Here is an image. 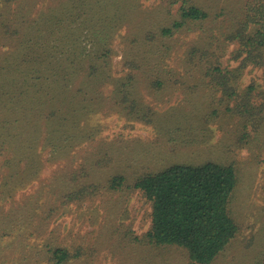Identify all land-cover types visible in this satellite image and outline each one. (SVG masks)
Segmentation results:
<instances>
[{"label": "rangeland", "instance_id": "374dc122", "mask_svg": "<svg viewBox=\"0 0 264 264\" xmlns=\"http://www.w3.org/2000/svg\"><path fill=\"white\" fill-rule=\"evenodd\" d=\"M189 1L208 17L162 36L181 0H0L2 71L25 46L21 56H36L33 26L46 42L42 57L79 73L66 98L53 100L68 109L72 139L48 103L41 114L31 108L36 96L21 80L0 86V264H50L46 251L57 246L73 255L64 264H193L181 247L142 241L151 207L132 185L175 163L210 160L236 169L239 227L210 264H264V119L243 127L228 108L237 95L226 94L251 85L255 105L264 104L263 70L248 65L237 77L243 56L228 37L257 0ZM216 65L228 71H206ZM115 175L126 181L118 190L107 187Z\"/></svg>", "mask_w": 264, "mask_h": 264}, {"label": "trees", "instance_id": "16d2710c", "mask_svg": "<svg viewBox=\"0 0 264 264\" xmlns=\"http://www.w3.org/2000/svg\"><path fill=\"white\" fill-rule=\"evenodd\" d=\"M252 3H255L253 7ZM252 3L246 9L244 18L228 35L238 45L236 56H243L242 63L233 68L237 77L248 65L259 67L264 73V0ZM207 17L208 12L203 8L189 0H181L179 19H175L170 26L162 28L160 34L170 36L186 22L204 20ZM31 28L34 37L40 38L32 44L36 50V56L32 54L30 57L21 56L23 51L28 53L25 51V46L18 56L11 57V63H8L6 70L2 71L3 67L0 69V86L12 83L16 87L17 82L21 80L19 86H24V92L29 93L30 97L36 96L35 100L30 98L31 108H39L41 114L43 104L48 103L53 111L57 110L60 114L58 117L59 121L61 120L58 124L62 126L60 135H66L67 139H72L73 136L68 135V127L71 123H63L68 119L66 118L68 109L54 108L53 100L59 98L62 101L66 98L64 92L66 88L69 89V82L71 83L79 73L76 70L71 71L64 59L53 60L51 57H42V47L46 42L44 43L43 36L38 34V29L35 30L33 26ZM2 32L5 36H10L11 30L6 28ZM50 32L52 33L53 29ZM22 34L23 37L28 35L24 32ZM27 50L30 49L27 48ZM199 61H204L203 55L199 56ZM31 64L34 65L32 70ZM37 65L41 68H37ZM85 69L84 66L81 75H86ZM211 69L219 72L227 70L226 67L216 65V67H208L206 71L209 72L208 70ZM91 70L88 75L96 72ZM9 72L16 77L20 76L19 80ZM16 72L21 74L17 75ZM5 73L11 75L7 80L4 77ZM41 78H50V83L36 81ZM103 84L101 83L102 86ZM53 85L55 87H52ZM83 87L89 88L87 78L81 84V88ZM227 90H229L226 93L229 98L233 94H236L238 98V100L235 99V105L228 108L242 117L243 127L250 125L255 130L264 119V104L256 106L253 101L255 99L252 92L255 88L249 85L238 93L235 89L227 88ZM227 90L224 89V91ZM50 92L51 97H49ZM72 112L75 115L76 109ZM213 112L216 111L213 110ZM74 119L71 117V120ZM125 182L122 175H115L108 180L107 187L118 190L125 185ZM237 183L238 176L233 164L212 160L199 164L175 163L158 172L140 175L134 181L132 189H138L150 202L151 207L149 229L143 234L142 241L155 246L181 247L185 249L193 264H210L238 232L239 227L231 211ZM46 252L47 261L50 264H64L73 256L66 248L58 246Z\"/></svg>", "mask_w": 264, "mask_h": 264}]
</instances>
